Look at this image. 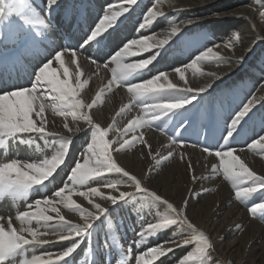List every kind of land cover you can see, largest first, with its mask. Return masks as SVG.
I'll use <instances>...</instances> for the list:
<instances>
[{"label": "bare ground", "instance_id": "1", "mask_svg": "<svg viewBox=\"0 0 264 264\" xmlns=\"http://www.w3.org/2000/svg\"><path fill=\"white\" fill-rule=\"evenodd\" d=\"M259 1L260 0H162L159 7L164 13V16L158 17L156 21H153V23L149 24L146 28L140 29L137 26L138 23H143V17L147 14L148 8L151 7L156 0H139L138 5L134 6L126 17L121 18V22L118 23L115 29L105 33V38L107 40L106 48L99 49V47L97 51L93 44L87 49L86 53H81L77 56V63L75 64L71 63L70 54L65 56V66L68 67L70 73L69 82L74 81V74L79 68L81 82L85 79L88 80V84L85 85L81 91L83 98L90 103L97 92L101 93L96 106L91 110L94 120L100 123L101 126L107 127L109 124L113 123V117H115V123L118 128L121 129L127 126L129 120H136L139 118L150 119L151 112L144 110L145 106L150 107L155 103H161L169 99L167 96L150 94L143 98L142 103L138 102L136 97L127 91V85L130 83H141L157 75L160 71H164L169 75V82L179 87L187 86L200 88L211 85L206 92L199 95L197 100L193 102V105L190 104L188 106V108L191 109L184 115L185 119H189L187 123L190 121L194 123L193 128L189 127L193 133H195L194 128L197 126L209 130L211 125L193 118L197 110L200 111V108L196 107V105L204 95H207V98L210 99L213 93L217 96L218 93L215 92L217 90L223 97V99L219 101L221 106L227 103L228 100L240 106L250 98L253 92L258 96H264V92L258 91L256 86L261 79H264V63L262 61H255L256 53L254 52L256 41L258 38L264 37V15H261V13H264V4L260 7L258 5ZM8 3L9 6H11L12 0H8ZM120 3H122V0H60L59 6L54 7L51 13L48 14L45 9V0H30L25 18L34 21L46 17L47 22L45 25H34L33 27L26 28L16 16L7 18V23L1 28L3 39L0 40V60L9 62V71L4 73V76L0 77V80L30 86V80L34 79L35 68L41 66L42 62H46L47 58L54 56V49L66 45L73 46V44L74 47H80L88 31L98 22L99 17L103 15L105 6L107 4H112L114 6L117 4L118 6ZM67 19L70 20L71 24H69L71 27L65 26ZM187 19H192L193 22L188 25L181 24L182 21H186ZM174 24L180 25L181 30L177 35L171 37L169 43L162 46L160 49H148L137 55L126 56L123 59V63H136L141 59H150L153 55H156V61H154L153 64L145 68L141 72V75H138L135 80L129 83L124 82V87L113 85L111 90L107 89L108 82L113 79L112 70L116 68V64L112 63L110 58L107 59L112 51L128 38L140 39L142 35H154L157 39H162ZM57 27L60 28L56 29ZM208 30L210 31L209 36L211 37L205 39L206 36L204 37V33L201 34V32ZM24 31L27 34L24 33ZM235 31L241 34L240 40L234 41L235 54L223 48L218 51L222 56L235 60L236 56H238L241 51H246L247 48L251 47L252 50L245 54L243 62L238 66L235 64L229 66V59L217 62L214 56L209 55L202 57L195 67H186L188 64H191L192 60L203 53V49L207 50V47L210 45L213 46V44L229 42L231 37L237 35ZM36 33H39V39H43L47 36L51 41L50 44L46 42L42 46V51L39 53L32 51V45L28 42L29 37ZM207 41H209V43L205 46ZM89 49L91 50L89 51ZM103 51L106 52L104 57L103 53H101ZM132 51H135V48H133ZM216 51L217 49L214 48V52ZM27 55L28 59L26 57ZM89 55L96 56L100 59H107L103 62L107 64V67L102 66L97 69L88 58ZM173 61L176 65H174ZM245 64H247V68L243 67ZM177 65L182 69H186L184 71V80H181L179 75L174 71ZM52 67L57 69L61 76L63 75L62 69H59V65H57L55 61ZM250 67H252L253 71L248 69ZM212 73L216 75L213 76L211 75ZM161 83L162 81H157L154 86H159ZM210 100H213V98ZM215 103L217 104L216 100ZM124 106H128V108H126L121 115L117 116V113L120 112L121 108ZM237 109H234V111ZM262 111H264V102H261V104H258L256 108L253 109V113L257 114ZM249 115L251 116L252 113ZM46 116L49 120L50 130L66 135V130L63 128L62 117L53 115L51 110L46 113ZM68 120L69 123H71V117H69ZM228 122H230V120H228ZM81 127L83 130L74 136L71 144L73 149L71 152L72 159L70 161V158H68L67 166L63 167L56 177L59 182L62 178V183H60L56 189L63 186L66 182L65 177L70 171V168L74 166L75 161L80 160L83 162L82 157L84 153H78V145L81 144V139L86 136L87 132H85V130L87 128L89 129L88 135L90 134L91 137V128L87 125H83L82 122ZM147 128L143 129V134L152 145V151L155 153L159 150L164 156H167L168 151L171 149L164 147V145H167L169 141L161 136L160 133L158 135L155 130L150 132ZM244 130V134L235 138L233 146L237 149L241 147L245 148V151L239 153L241 154L242 160L256 172L264 175V157H262L259 152H249L246 149V144L250 142L251 138L255 137L252 134H254V132L264 134L261 133L264 132V129L253 119L249 120L244 125ZM139 131L140 130L137 129V134ZM216 133L219 132L215 131L209 135H205L206 140L215 143L217 139ZM115 135V132H110L108 138L114 139ZM28 139H31L33 143L0 146V163L7 162V160L13 158L21 161H37L54 154L52 148L46 147V140L44 138L32 136L28 137ZM38 139L42 140L39 141ZM127 139L131 140V134L127 136ZM60 142L61 136L47 137V143L56 147L59 146ZM87 143L88 141L83 142L85 151ZM148 151V148L137 144L134 148L125 150L123 153H113V156L117 159L118 164L137 175L138 178L142 180L144 186L160 195L162 200L166 199L170 203H173L174 206L179 205L182 207L184 206V201H188L186 214L199 229L205 231L210 237L213 245L211 252L214 255V261L218 259L227 264H264V225L262 224L264 220L258 219V221H256L250 217L251 215H246L245 211H247L246 209L248 206L236 200L235 196L230 194L227 188L228 186L226 187L219 179V173L216 172L217 170L214 171L212 169V164L218 165L219 163V161H215L213 158L214 156H207L206 153L201 151L199 146L195 148L188 146L178 150L173 158L165 160L157 165L156 161H153L152 158L147 155ZM179 151H183L186 154L185 160H181ZM187 160H190L194 165V174L197 177H204V179L198 180L195 183L193 182V173H189L187 170ZM103 180H120L124 182L121 184L120 190L129 192L133 190V188L126 186L127 178L115 173L108 174L102 177L101 180L90 181L89 185L81 187L79 190L87 191L88 187H98L105 194H108L109 189L103 187ZM52 193L53 192H50L47 196H51ZM257 195H260V198L264 199V197H261V193H257L251 196V205ZM1 198L2 197H0V200ZM249 198L245 199V201ZM71 199L81 208L87 209L90 212H95L92 204L83 196L74 193ZM91 199L96 203H100L102 206H107V210L112 208L110 213L111 223L114 226L117 225V229H124V239H120L121 243H123L121 246L123 247V251L119 252V247L114 245L118 250L120 255L118 258L120 259H122L121 256L123 257L127 253L132 252L128 243H132L133 246H140L135 250L136 253L134 254V258H131L132 261L133 259L135 260L137 254H142L143 252L141 253L142 247L139 244V239L132 235H138L142 228L146 227L148 222H156L160 216L168 215L169 212L166 205H155L154 203L151 207L153 210L141 211L142 213L137 211V214L134 213L127 216L126 220L131 222V224H125L126 220L124 221L120 218L121 215L118 214L116 210H113L115 207H118L120 202L110 204L105 200H101L98 196H93ZM3 202H6L5 198H3ZM56 203L58 211L66 216L65 219L70 220L73 224L83 222L80 214L72 211L71 206L65 207L64 202L61 201H57ZM43 207L44 205L42 204L40 208L43 209ZM106 211L99 216L98 219L104 216ZM46 214L53 217L56 216V213L50 209ZM1 216H3L4 219L0 220V223L6 225L5 212ZM142 216H146V218H144L145 220ZM72 218L74 220H72ZM54 223L55 221H53V224ZM13 226L19 228V221H14ZM31 226L33 228L39 227L35 221L32 222ZM41 230L43 231V229ZM173 234H175V238L179 240L190 237L188 235L189 230L179 226H170L169 229L160 231L152 236L153 240L157 238L156 242H150L156 246L160 244L161 241H166L170 237H173ZM25 235H27V233H25ZM86 237L87 235L83 238V243L80 244V247L85 244ZM49 239L53 242L46 245L26 246L24 252L21 253V256L17 259V264L22 256L30 258L32 255L46 253L44 251L53 252L62 250L69 245L68 241L56 243L54 242V237H50ZM147 240L149 241V238ZM143 250L146 252L145 249ZM189 252L194 254L195 246L189 244L186 247H176L172 252H169L158 261H155L154 264H179V261ZM117 261L119 264L121 263L120 260ZM192 261L193 260L190 259L188 264L192 263Z\"/></svg>", "mask_w": 264, "mask_h": 264}, {"label": "snow or ice", "instance_id": "2", "mask_svg": "<svg viewBox=\"0 0 264 264\" xmlns=\"http://www.w3.org/2000/svg\"><path fill=\"white\" fill-rule=\"evenodd\" d=\"M260 2L264 4V0H260ZM59 3L60 0H45L47 13L50 14L54 7L59 6ZM138 3L139 0H122V3L118 6L107 4L103 15L88 31L80 47L66 45L54 49V56L47 58L46 62H42L41 66L35 68L34 79L30 80V86L0 80V146L31 144L33 141L28 137L39 136L46 140V147L52 148L54 153L50 157L46 156L37 161H21L13 158L0 163V197L7 199L8 196H11L14 199H20L24 197L27 190L33 187L42 185L47 187L51 184L56 179L62 166H67L73 138L83 130L81 122L91 128V138L86 145V151L82 157L83 162L80 160L75 161L74 166L70 168L65 177L66 182L63 186L57 188L51 196H41V198L35 199L33 203H28L26 210L17 211L15 219L20 223L19 228L13 226L11 217L8 218L6 225L0 223V264H17V258L21 256L26 246L49 244L53 242L49 239L50 237H54L56 243L68 241L69 245L62 250L32 255L30 258H20L18 264H64L68 257L83 243V238L93 222L107 210V206L94 202L91 199L93 196H98L101 200H105L110 204H116L121 200H130L136 193H145L155 201H162L160 195L145 187L137 175L118 164L117 159L113 156V153H123L125 150L134 148L137 144L149 149L147 155L153 161H156L157 165L173 158L177 151L184 147L191 146L195 148L199 146L207 156H214L219 160V169L223 170L224 178L230 180L233 188H235L234 196L236 200L243 203L245 199L257 193H261V197H264V175L257 174L250 169L237 154V152L245 151V148L237 149L233 146L235 138L244 134V125L249 120L254 119L264 129V111L258 114L253 113V109L264 102V96H258L253 92L250 98L233 112L230 122H225L223 125L221 135L216 140L214 147L210 146L205 134L203 137L199 136L196 142L181 138L189 127H194V123L191 121L187 124L181 123L176 129V136H168L169 143L164 147L171 150L168 151L167 156H164L159 150L155 153L152 151V145L145 138L143 129L145 127L158 129L156 121L173 111L187 110L188 106L196 101L201 93L206 92L211 85L200 88L179 87L169 82V75L164 71H160L157 75L141 83H130L127 85V91L133 94L138 102L142 103L143 98L150 94L167 96L169 99L161 103H155L150 107L145 106L144 110L151 112L150 119L129 120L127 126L121 129L116 125L115 117H113V123L107 127L101 126L100 123L94 120L91 110L96 106L101 93L97 92L90 103L83 98L81 91L88 84V80L85 79L81 82L79 68L74 74V81L69 82L70 73L68 67L65 66V56L70 54L71 63L75 64L77 63V56L86 53L87 49L94 43L100 45L101 48H106L105 33L115 29L118 23L121 22V18L126 17ZM161 3L162 0H156L148 8L147 14L143 17V23L137 25L140 29L146 28L158 17L164 16L159 7ZM29 4L30 0H12L11 6H9L8 0H0V28L7 23V18L12 16L20 19L26 28L34 25H45L47 22L46 17L34 21L25 18ZM261 15H264V13H261ZM192 22V19H187L182 21L181 24L188 25ZM180 30L181 26L174 24L162 39H157L154 35H142L140 39H126L107 57V59H111L112 63L116 64V68L112 70L113 79L108 82L107 89L111 90L113 85L124 87L123 82L127 81L130 76L156 61V55H153L150 59H141L136 63H123L124 57L137 55L148 49H160L169 43L171 37L177 35ZM38 37L39 33H36L30 36L28 40L32 45V50L37 53L42 51V46L46 42L51 43L47 36L43 39ZM2 39L3 33L0 31V40ZM239 40L240 36L237 34L231 37V40L227 43L207 47L206 52L197 56L186 67H195L202 57L209 55L214 56L217 62L229 59V66L233 64L238 66L243 62L245 54L252 50L251 47L247 48L246 51H241L235 60L222 56L218 50L223 48L235 54L234 41ZM133 48H135V51H132ZM214 48L217 49L216 52H214ZM88 58L97 69L102 66L107 67V64L103 63L107 59H100L92 55H89ZM54 61L59 65V69H62V76L57 69L52 67ZM185 70L181 67L174 68L175 73L179 75L181 80L185 78ZM8 71L9 62L0 60V77ZM211 75L215 76L216 74L212 73ZM157 81H162V83L159 86H154ZM256 86L258 91L264 92V79H261ZM126 108L128 106L122 107L117 116L121 115ZM49 110L53 115L63 118V128L66 130V135L49 129V120L46 116ZM250 113H252L251 116ZM69 117H71V123H69ZM137 129L140 130L138 134ZM160 131L164 132L163 130ZM110 132H115L114 139L108 138ZM129 134H131V140L127 139ZM54 136H61L58 147L47 143V137ZM246 149L249 152H259L264 157V134H257L255 138H251L250 142L246 144ZM179 154L181 160H185L186 154L183 151H179ZM186 163L188 172L193 173L192 180L194 183L204 179V177H197L194 174V165L190 160H187ZM211 167L214 171L218 170L216 164H212ZM113 173L127 178L126 186L135 189V192L120 190L121 184L124 183L120 180L102 181L103 187L109 189L108 194H105L98 187H88L87 191L79 190L81 187L89 185L90 181L101 180L102 177ZM74 193L88 200L95 212H90L75 204V201L71 199ZM57 201L64 202L65 207L71 206L72 211L80 214L83 222L73 224L70 220L65 219L58 211ZM162 202L167 206L169 214L160 216L156 222H148L146 227H143L138 233L139 237L150 238L160 231L169 229L170 226H179L191 230L195 240L193 241L190 238L179 240L173 234V237L168 240L149 247L144 254H137L135 264H154L155 261L172 252L174 248L186 247L193 242L195 243V256L201 258L200 264H206V262L212 264V242L210 237L204 231H201L186 214L188 201H184L183 207L174 206L166 199ZM42 204L44 205L43 209L40 208ZM32 208L38 210L35 212L30 211ZM49 209L56 213L55 217L46 214ZM258 210L264 213V199L248 208V212L253 217L256 216ZM3 219L4 217L0 216V220ZM33 221L39 227L33 228L31 226ZM53 221H55L54 224ZM195 256L192 252H189L179 261V264H188V261L194 259Z\"/></svg>", "mask_w": 264, "mask_h": 264}, {"label": "rangeland", "instance_id": "3", "mask_svg": "<svg viewBox=\"0 0 264 264\" xmlns=\"http://www.w3.org/2000/svg\"><path fill=\"white\" fill-rule=\"evenodd\" d=\"M117 4L115 6H117ZM258 5L260 7H262V3L260 1L258 2ZM69 23L71 24L70 20L67 19L66 23H65V26L66 27H71ZM58 28H60V27H57L56 29H58ZM0 31H1V28H0ZM24 33H26V32L24 31ZM203 33H204V37L206 36L205 39H209L211 37V36H209L210 35V31L209 30L208 31H202L201 34H203ZM235 33L239 34V36H241V34L238 31H235ZM67 34H69V33H67ZM257 41H256V45L254 46V52L256 53V54L254 53L255 56H256L255 57V61L256 62L262 61L264 63V39H261V38L259 39L258 38ZM208 43H209V41H207L205 46H207ZM213 45H215V44H213ZM73 46H74V44H73ZM210 46H212V45H210ZM99 47H100V45L94 43L95 50L98 51L97 48H99ZM99 49H104V48L100 47ZM90 50L91 49H89V51ZM32 51H34V50H32ZM202 52H206V50L203 49ZM101 53H103V57L106 55V52H104V51L101 52ZM26 57L28 59V55ZM173 63H174V65H176V63L174 61H173ZM176 67H180V66L177 65ZM243 67L247 68L248 66H247V64H245ZM248 69L250 71H253L252 67H250ZM143 70H140L137 73H134L132 76H130L128 78L127 81H125V83H129V82L135 80V78L138 75H141V72ZM215 92L218 93L217 96L215 95V93H213V95L210 96L211 97L210 99L213 98V100L208 99L207 95H204L200 99V101L197 103L196 107L200 108L201 113H200L199 110H197V113L193 117L195 120L204 121V123H206L208 125H211L209 130H206L203 127H198L197 126L196 128H194L195 129V131H194L195 133H193L188 128L183 133V136L181 138H186V139H189L191 142H196L199 136L203 137L204 134L205 135H209V134L217 131L219 133H216V137H217L216 140L219 139V137L221 135V132H222V129H223V125L225 124V122H228V120H230L231 115L234 112V109H237L239 104H237L238 105L237 106L235 103H232L230 100H228L227 103H225L224 105L221 106L219 104V101L221 99H223V97L221 96V94L217 90ZM136 100H137V98H136ZM215 100L217 101V104L215 103ZM193 104L194 103H192V105ZM190 109L191 108H188L187 110L173 111V112L167 114L166 116L161 117L160 120L156 121V127L158 129H150V128H147V127H145V128L149 129L150 132H153V130H155L158 133V135L160 133L161 136L165 137L168 140V136H176V129H177V127H179V125L181 123L187 124V121L189 119H185L184 115ZM190 128H192V127H190ZM159 129L163 130L164 132L162 133ZM85 132H87L86 136H84L81 139V144L78 145V153H80V154H83L85 152L84 146H83V142L88 141V143H89L90 142V138H91L90 134L88 135V133H89V129L88 128L85 130ZM257 134H259V132H255L252 135L256 136ZM38 140L41 141L42 139H38ZM74 141H75V139H74ZM209 144H210V146H213V147L215 145V143H212V142H209ZM82 149H83L84 152L82 151ZM72 150L73 149H72V145H71L70 153H69V157H68V158H70V161L72 159V157H71ZM239 153H241V152H237V154H239ZM239 156L241 158V154H239ZM213 158L215 159V161H217V162L219 161L217 158H215V157H213ZM63 167L64 166H62V168ZM248 167L250 169H252L253 171H255L252 167H250V166H248ZM217 169L218 170L216 172L219 173L218 174L219 179L221 180L222 183H224V185L226 187L228 186L227 188H228L230 194L234 195L235 188H233L232 182L230 180H226L224 178L223 170L219 169V163L217 165ZM256 173L259 174L258 172H256ZM55 183H57V184H55ZM60 183H62V178H61L60 182L58 181V178H57L51 184H49L47 187H45L43 185L40 186V187L39 186L33 187V188L27 190V192L24 194V198H20V199H14L13 197L8 196V198L6 199V202H3V197H2L1 200H0V204H1L0 205V211H1L0 212V216L5 212V214H6V224H7V221H8L9 217H11L13 222L14 221L16 222V219H15L16 211H24V210H26L27 202L28 203H32L35 199H38L39 197L41 198V196H47L50 192H54L56 187L59 186ZM150 191H152V190H150ZM28 192H29V194H28ZM131 192H135V189H133ZM261 199L262 198H260V195H257L256 199L254 198V200H253V204L254 203H259L261 201ZM250 200H251V197L247 201H245V200L243 201V204L248 206L247 209H246L247 211H245V212H246V215H249V216L251 214L248 213V208L250 206H252L250 204V202H251ZM162 201H155V200H153L150 196H148L145 193H138V194L136 193V195L134 197L130 198V200H121V201H119L120 203L118 204V207H115L113 210H116L117 213L121 215L120 218H122L125 221L126 217L130 216V214H134V213L137 214L136 213L137 211L142 213L143 211L153 210V208H151L152 204H154V203H155V205L163 204ZM37 210L38 209H36V208L35 209H33V208L30 209V211H33V212H35ZM111 211H112V208L107 210L106 214L104 216H102L100 219H97V220H95L93 222L92 226L87 230V234H86L87 237L85 238V242H84L85 244L82 247L79 246V248H77V250L70 257H68V259L64 262V264H114V263L115 264L116 263L119 264V262L117 260L121 261L120 264H133V263L135 264V260L133 259V261H132L131 258H134V254L136 253L135 250L140 247L139 245L133 246L132 243H128V246L131 247V251L132 252H130V254L127 253L126 254L127 257H126V255L123 256L124 258L121 256V258L124 259V260L118 258V256H120V255L118 253L117 248H115L114 245H117L119 247V252L123 251V247H121L123 245V243H121L120 239L121 238L124 239V229H122V228L121 229H117V225L114 226L111 223V217H110ZM60 214L62 216H64L62 212H60ZM168 214H169V212H168ZM13 216H14V218H13ZM111 216H113V215H111ZM262 216H264V213H262V212H260L258 210L255 217H253L252 215L250 217L255 219L256 221H258V219H263L264 220V218H262ZM64 217H66V216H64ZM142 218L144 219V218H146V216H142ZM72 220H74V219L72 218ZM126 223L127 224L128 223L131 224V222H129L128 220L125 221V224ZM262 224L264 225V222ZM200 230L203 231L202 229H200ZM205 234L207 235L206 232H205ZM188 235L190 236L189 237L190 239H192L193 241L195 240V237H194V235H192L191 230H189V234ZM132 236H135L136 238L139 239V241H140L139 244L142 247V251H141V253L143 252L142 254L145 253L143 249H145V251H147V249L149 247L154 246L151 242H154V241L156 242V240H157V238H155L153 240L152 237H150L149 241H148L147 240L148 238H140L139 235H132ZM190 245L195 246V243L193 242ZM211 251H212V249H211ZM44 252H47V251H44ZM194 256H195V253H194ZM213 256L214 255L211 252L212 264H227V263L221 262V260H218V259H216L214 261V257ZM21 258H23V256ZM200 259H201L200 257L195 256V258L192 259L193 260L192 263H190V264H200ZM206 264H207V262H206Z\"/></svg>", "mask_w": 264, "mask_h": 264}]
</instances>
